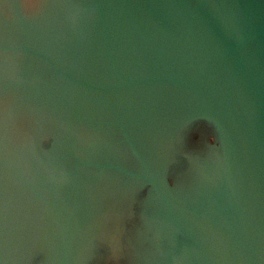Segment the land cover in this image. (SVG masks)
<instances>
[{
    "label": "water",
    "instance_id": "water-1",
    "mask_svg": "<svg viewBox=\"0 0 264 264\" xmlns=\"http://www.w3.org/2000/svg\"><path fill=\"white\" fill-rule=\"evenodd\" d=\"M0 264H264V0H0Z\"/></svg>",
    "mask_w": 264,
    "mask_h": 264
},
{
    "label": "flooded vegetation",
    "instance_id": "flooded-vegetation-1",
    "mask_svg": "<svg viewBox=\"0 0 264 264\" xmlns=\"http://www.w3.org/2000/svg\"><path fill=\"white\" fill-rule=\"evenodd\" d=\"M202 141V143H204L203 139H200ZM212 143L214 144V139H212Z\"/></svg>",
    "mask_w": 264,
    "mask_h": 264
},
{
    "label": "clouds",
    "instance_id": "clouds-1",
    "mask_svg": "<svg viewBox=\"0 0 264 264\" xmlns=\"http://www.w3.org/2000/svg\"><path fill=\"white\" fill-rule=\"evenodd\" d=\"M28 7H32V5L29 3V4H28Z\"/></svg>",
    "mask_w": 264,
    "mask_h": 264
}]
</instances>
